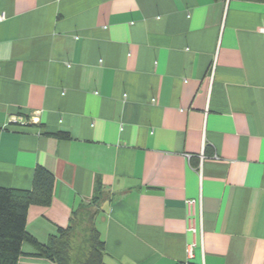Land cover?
Returning a JSON list of instances; mask_svg holds the SVG:
<instances>
[{
	"label": "crops",
	"instance_id": "obj_1",
	"mask_svg": "<svg viewBox=\"0 0 264 264\" xmlns=\"http://www.w3.org/2000/svg\"><path fill=\"white\" fill-rule=\"evenodd\" d=\"M0 17V188L55 176L29 235L47 244L100 184L107 264H264V0H0Z\"/></svg>",
	"mask_w": 264,
	"mask_h": 264
},
{
	"label": "trees",
	"instance_id": "obj_2",
	"mask_svg": "<svg viewBox=\"0 0 264 264\" xmlns=\"http://www.w3.org/2000/svg\"><path fill=\"white\" fill-rule=\"evenodd\" d=\"M54 190L55 176L43 167L36 168L31 190L0 188V264H18L25 243L53 264H107L105 242L96 227L106 193L100 184L93 198L73 212L70 225L60 228L47 244L29 235V208L51 206Z\"/></svg>",
	"mask_w": 264,
	"mask_h": 264
},
{
	"label": "built area",
	"instance_id": "obj_3",
	"mask_svg": "<svg viewBox=\"0 0 264 264\" xmlns=\"http://www.w3.org/2000/svg\"><path fill=\"white\" fill-rule=\"evenodd\" d=\"M3 18L2 17H0V21L2 20ZM193 252H192V250H189V258L190 259H193V257H194V255L192 254ZM189 259V260H190ZM182 264H190V261H186L185 263H182Z\"/></svg>",
	"mask_w": 264,
	"mask_h": 264
}]
</instances>
